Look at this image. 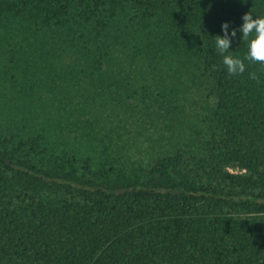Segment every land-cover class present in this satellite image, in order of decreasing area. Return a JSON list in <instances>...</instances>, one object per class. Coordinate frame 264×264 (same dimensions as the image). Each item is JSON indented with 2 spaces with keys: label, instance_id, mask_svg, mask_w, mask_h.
I'll return each instance as SVG.
<instances>
[{
  "label": "trees",
  "instance_id": "obj_1",
  "mask_svg": "<svg viewBox=\"0 0 264 264\" xmlns=\"http://www.w3.org/2000/svg\"><path fill=\"white\" fill-rule=\"evenodd\" d=\"M250 10L264 0H0V264H264V66L230 77L215 50ZM196 78L185 146L135 158L83 118L143 88L179 119Z\"/></svg>",
  "mask_w": 264,
  "mask_h": 264
},
{
  "label": "rangeland",
  "instance_id": "obj_2",
  "mask_svg": "<svg viewBox=\"0 0 264 264\" xmlns=\"http://www.w3.org/2000/svg\"><path fill=\"white\" fill-rule=\"evenodd\" d=\"M121 74L111 73L110 76H113L116 80H120L123 77ZM169 76L163 69L158 73L160 79L165 77L170 81ZM184 80L188 88L190 81ZM110 81H113V79H110L108 82ZM200 81H202V78H196V82H193L190 85L191 88L186 92L187 96L189 95L188 98L190 97L192 100L193 97H196V101L194 105L189 103L180 114L176 115L179 119L174 114L164 113L163 116L159 111L155 112L154 109L157 107V103L154 106H150V109L147 110L148 104L150 105L151 102L149 99L141 98L145 96L144 92L147 91V89L143 88H140L139 93L135 95L139 99H129L131 102L126 103V110L122 106L112 109V100H110L108 104L112 110L111 112L110 110H105V112H100L99 116H96L97 113H94L95 117L90 116L89 118L85 115L83 118L85 120L89 119L92 122L93 132L97 138H101L103 143L121 146L128 153L135 155V158L148 157L154 150L161 149L162 145L167 143L166 147H168V143L171 140L185 146L183 137L185 134L191 133L188 124L192 123V129L199 128V119H196L195 113L198 111L202 112L206 106L205 97L196 93L202 90L201 87L203 86H199ZM115 87L116 85L112 84L111 88ZM150 87H152V84ZM167 97L170 96L166 95ZM53 111L57 112L55 109ZM108 116L114 118L115 121H108ZM94 118L99 121H96ZM170 122L173 124L171 125ZM81 129L82 127L78 128V131ZM231 170L239 171V168H231Z\"/></svg>",
  "mask_w": 264,
  "mask_h": 264
},
{
  "label": "clouds",
  "instance_id": "obj_3",
  "mask_svg": "<svg viewBox=\"0 0 264 264\" xmlns=\"http://www.w3.org/2000/svg\"><path fill=\"white\" fill-rule=\"evenodd\" d=\"M243 23L239 27L242 34L240 39L248 42V51L241 58L231 53L233 38L237 37V29L233 28L229 34V22L222 24L223 35H216L215 50L222 57V63L230 77L243 75L247 70L245 61L249 64L264 66V15L256 14L250 10L242 16ZM264 70V68H262ZM249 79L260 83V77L256 72L249 73Z\"/></svg>",
  "mask_w": 264,
  "mask_h": 264
}]
</instances>
